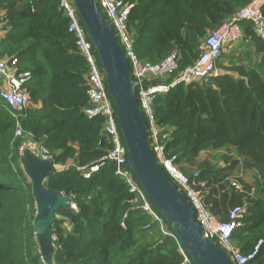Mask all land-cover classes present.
I'll return each instance as SVG.
<instances>
[{"label":"trees","instance_id":"16d2710c","mask_svg":"<svg viewBox=\"0 0 264 264\" xmlns=\"http://www.w3.org/2000/svg\"><path fill=\"white\" fill-rule=\"evenodd\" d=\"M125 1L134 4L128 28L137 57L159 63L177 54L179 68L170 82L199 58L211 32L254 0ZM0 20L11 26L0 40V56L16 57L18 68L31 73L23 87L31 99L24 112L13 114L0 97V264H45L36 240L32 183L20 164L18 120L27 138L66 165L43 186L72 195L77 206L57 212L54 264H181L178 237L165 234L140 208L129 184L113 176V164L84 176L81 168L106 156L112 144L103 133L104 117L85 114L91 106L88 65L68 30L61 0H0ZM240 27L243 41L216 61L219 70L237 77L215 74L178 84L156 97L153 112L163 132H170L167 157H175L189 176L200 172L207 182L203 202L221 222L229 221L232 207L247 205L232 240L243 255L262 240L248 264H264V40L252 22L242 20ZM222 150L237 156L221 155L231 166L218 169L208 158L200 161L202 154ZM240 159L255 177L254 184L237 180L244 191L230 181Z\"/></svg>","mask_w":264,"mask_h":264},{"label":"built area","instance_id":"2783aa9c","mask_svg":"<svg viewBox=\"0 0 264 264\" xmlns=\"http://www.w3.org/2000/svg\"><path fill=\"white\" fill-rule=\"evenodd\" d=\"M96 1L107 16L124 50L125 56L129 61L132 80L138 82V86L134 88L137 93L136 98L147 120L149 140L156 159L170 180L195 208L196 219L202 228L204 236L218 244L235 264H248L249 260L259 250L262 240L257 243L253 252L249 255H243L232 240L234 230L242 225V218L246 214L247 205L232 207L229 210V221L227 222H221L206 207L202 199V193L206 188L207 182L200 180L199 171H195L192 176H189L180 169L175 157H167L165 143L170 139V132H163V128L157 124L153 112V103L159 94L167 93L178 84L201 81L217 74V59L227 52L231 45L243 39L240 21L252 22L255 34L264 40V15L262 12L264 0H254L229 22L224 23L219 29L211 32L205 38L199 58L170 82L167 79L177 72L179 68L176 53L159 63H150L140 60L134 52L128 28V20L134 4L125 0ZM61 8L70 20L68 30L76 36L77 45L88 65V95L91 106L85 110V114L89 118L98 115L104 117L103 133L112 144V148L106 156L94 164L81 168L84 176L86 178L90 177L93 173L98 172L106 163L113 164V176L120 177L129 184L130 191L136 194L140 202V208L159 221V225L165 234H170L177 239V236L173 232H167L163 219L155 212L150 198L137 182L133 171L128 166V150L122 138L123 135L118 124L114 101L107 90L106 75L97 55L96 48L87 35L74 2L72 0H61ZM10 29V25H6L0 20V40ZM30 78L31 73L29 71H21L18 68V59L16 57L8 60L0 56V97L15 115L24 112L30 105V96L23 89ZM15 136L23 139L19 147L21 156L24 150L28 148L43 159L53 160L51 154L43 145L31 138H27L19 120L17 121ZM54 166L55 172L58 173L65 168L55 162ZM231 184L239 191H242L236 181H232ZM71 206L77 209L74 203ZM178 245L183 257L181 264H195L190 254L182 247L180 241H178Z\"/></svg>","mask_w":264,"mask_h":264},{"label":"water","instance_id":"95a60500","mask_svg":"<svg viewBox=\"0 0 264 264\" xmlns=\"http://www.w3.org/2000/svg\"><path fill=\"white\" fill-rule=\"evenodd\" d=\"M93 42L106 75L107 90L113 98L119 127L128 150L129 165L152 204L169 222L182 247L195 264H235L214 241L207 239L197 222L195 208L170 180L151 148L148 124L135 95L138 82L132 80L129 61L118 37L96 0H72ZM22 168L32 183L36 205V240L45 264H54L52 225L62 207L74 203L71 195L51 192L44 180L54 174V161L43 159L26 148Z\"/></svg>","mask_w":264,"mask_h":264},{"label":"rangeland","instance_id":"374dc122","mask_svg":"<svg viewBox=\"0 0 264 264\" xmlns=\"http://www.w3.org/2000/svg\"><path fill=\"white\" fill-rule=\"evenodd\" d=\"M217 71H220V70L217 68ZM217 71H216V73H217ZM221 155H222V157L225 155L233 156L235 159H237V156L234 153L228 152L227 150H222V151H214V152H210V153H204L201 155L200 161L202 159L208 158L213 163V165L218 169L224 168L227 166H231V163H226L221 158ZM194 169H195L194 167H191L187 171L190 172L191 170H194ZM229 173H230V171H229ZM240 179H243L246 183H249V184H254V182H255L254 172L252 171V169H250L249 167L246 166V162L242 159L239 160V163L233 169L230 181L238 182V181H240ZM165 228H166L167 232L172 233V231L169 230L166 227V225H165Z\"/></svg>","mask_w":264,"mask_h":264},{"label":"bare ground","instance_id":"6f19581e","mask_svg":"<svg viewBox=\"0 0 264 264\" xmlns=\"http://www.w3.org/2000/svg\"><path fill=\"white\" fill-rule=\"evenodd\" d=\"M131 16V15H130ZM107 17V16H106ZM130 18V17H129ZM108 19V18H107ZM127 58V57H126ZM109 93V92H108ZM110 95V94H109ZM110 97H111V95H110ZM112 98V97H111ZM113 99V98H112ZM140 106V105H139ZM141 108V107H140ZM123 138V137H122ZM123 140H124V138H123ZM125 142V141H124ZM21 159V158H20ZM95 162H93L92 164H94ZM21 164V163H20ZM61 166V165H60ZM128 166H129V168L133 171V169L131 168V166L129 165V160H128ZM21 167H22V165H21ZM62 167H66V165H64V166H62ZM23 169V168H22ZM54 169H55V166H54ZM24 171V170H23ZM114 171V170H113ZM25 173V172H24ZM133 173H134V171H133ZM134 176H135V179L137 180V182L140 184V182L138 181V179H137V177H136V175H135V173H134ZM239 185H240V187H241V189H242V191H244V188H243V186L239 183V182H237ZM141 185V184H140ZM142 186V185H141ZM143 188V187H142ZM238 190V189H237ZM145 191V190H144ZM64 195H66V194H64ZM72 196V195H71ZM74 198V197H73ZM151 201V200H150ZM151 204H152V202H151ZM152 206H153V208L155 207L153 204H152ZM155 210V209H154ZM156 212V211H155ZM157 213V212H156ZM158 214V213H157ZM159 215V214H158ZM152 216V215H151ZM160 216V215H159ZM153 217V219L159 224V221L158 220H156L155 218H154V216H152Z\"/></svg>","mask_w":264,"mask_h":264},{"label":"crops","instance_id":"0c3cea01","mask_svg":"<svg viewBox=\"0 0 264 264\" xmlns=\"http://www.w3.org/2000/svg\"><path fill=\"white\" fill-rule=\"evenodd\" d=\"M242 41H243V40H242ZM242 41L235 43L233 46L240 44ZM226 64H227V63H226ZM225 73H229V74H231V75L234 76V77H237V76H238L237 73H235V72H231V71H224V70L217 71V74H225Z\"/></svg>","mask_w":264,"mask_h":264}]
</instances>
